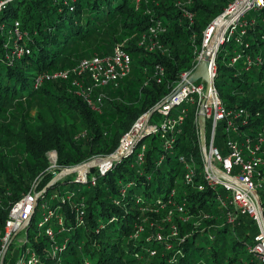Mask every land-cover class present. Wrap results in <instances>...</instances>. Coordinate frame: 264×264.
I'll return each instance as SVG.
<instances>
[{
  "label": "trees",
  "instance_id": "1",
  "mask_svg": "<svg viewBox=\"0 0 264 264\" xmlns=\"http://www.w3.org/2000/svg\"><path fill=\"white\" fill-rule=\"evenodd\" d=\"M63 1L17 0L1 16L8 24L19 21L30 54L11 63L4 58L3 42L11 28L6 26L0 33V238L11 206L33 180L42 176L43 185L53 176L47 171V152L56 151L60 167L110 153L135 120L172 90L182 72L193 68L203 30L231 0H193L189 5L186 0H67L75 5L72 12ZM183 7L193 12L192 22L183 16ZM246 18L252 22L245 38L249 45L231 39L219 45L214 86L224 106L246 109L248 123L240 133L257 138L264 135V63L245 69L243 60H231L237 51L264 52V10L248 12ZM157 20L164 29L157 35L158 46L151 51L138 46ZM116 43L130 53L131 70L118 86L109 83L95 90L104 95L98 110L74 94L71 79L45 80L35 87L39 74L75 66L92 54L109 55ZM159 118L157 112L151 117ZM223 125H217L214 145L225 154ZM207 129L208 124L206 134ZM196 132L190 107L172 153H164L160 163L162 141L150 135L140 168L132 165L131 156L98 175L94 185L69 175L58 181L54 189L72 194L53 202L60 205L65 225L63 232H55V243L67 237L68 245L55 260L49 258L52 242L37 229V209L24 243L36 252L37 264H257L247 250L257 233L254 221L238 215L234 223L227 222L213 191L197 188L202 161ZM180 156L193 161L192 185L183 181ZM77 205L85 211L80 224ZM167 218L161 225L167 235L155 238L151 224ZM14 256L7 251L4 264H12Z\"/></svg>",
  "mask_w": 264,
  "mask_h": 264
},
{
  "label": "built area",
  "instance_id": "2",
  "mask_svg": "<svg viewBox=\"0 0 264 264\" xmlns=\"http://www.w3.org/2000/svg\"><path fill=\"white\" fill-rule=\"evenodd\" d=\"M17 0H0V33L5 32L7 39L3 42L4 58L9 62L19 60L30 54V48L24 43L26 33L20 30L18 20L11 23L1 21V16L6 13L12 4ZM19 1V0H18ZM136 3L140 0H135ZM193 0H186V5ZM244 2V3H243ZM70 12L74 11L75 5L64 0ZM243 5L240 7V5ZM181 4L182 3H179ZM264 10V0H231L222 12L217 15L203 30L200 49H195V63L189 71L180 74V79L172 90L165 95L152 109L157 112L160 118L152 120V115L148 118L147 112L140 115L131 127L124 132L116 147L108 154H97L79 165L60 167L57 164V153L55 150L47 152L49 165L48 172L53 176L42 189H38V178L33 180L27 192H25L10 208L8 218L5 221L2 236L0 238V264H4L5 255L11 245L13 237L17 234L23 236V247L18 251L14 264H37L38 256L29 246H24L28 241V228L31 225L32 217L38 209L39 217L36 221L39 229L48 238L50 249L47 255L51 260L64 251L68 245V238L65 237L60 243H55V232L58 234L65 230L64 218L58 213L60 205L50 203L57 199L68 200L71 191L66 189L60 192L54 189L56 183L63 180L68 175H76L73 181L79 183L89 182L94 185L98 175H106L117 162L131 157L132 165L140 168L145 162L146 142L145 138L150 135H158L161 139L162 153L158 162L164 158V153H172L176 134L184 124L190 107H194V121L197 127V139L200 147V158L202 161V183H199L198 190L210 188L216 202L225 210L226 219L229 223H234L238 215H246L252 219L257 227V233L252 244L247 250L257 260V264H264V135L261 133L257 138H250L245 133H240L241 127L247 125V112L245 108L229 109L222 103L218 91L214 86L216 76L215 55L220 44L229 39L236 43L243 44L245 48L249 43L245 40L248 34L247 26L251 25L246 18L250 11ZM183 16L190 22L193 21V12L188 7H183ZM227 18L229 20L226 22ZM220 25L224 23L221 31L220 41L212 52V59L209 65L210 85L207 88L204 80L188 82V76L195 69L214 39ZM164 29L161 22L157 20L148 27L147 34L143 35L138 46L146 50H153L158 46L157 35ZM238 60H243L245 69L252 66H260L264 63V52L261 54H250L245 51H237L231 60V64ZM132 58L123 43H116L113 51L109 55L92 54L84 57L72 67L60 69L53 73L39 74L35 79V87H39L45 80H68L75 95L81 97L85 103L94 109H99L104 95L95 90L106 84L118 86L119 82L125 78L131 70ZM159 69L160 82L162 68ZM151 109V110H152ZM175 110V112H174ZM203 113L206 126L208 124V135L205 132V149L201 146L200 131L198 125V115ZM223 122L225 132L224 146L226 153L222 154L218 147L214 145V136L217 125ZM205 126V131H206ZM235 134V136L233 135ZM185 172L183 181L186 185H192L195 181L196 169L192 160H184ZM87 163L96 166L97 174L88 177L90 167L82 166ZM139 170V169H138ZM141 173L140 171H137ZM52 189V190H49ZM179 210L182 208L179 206ZM75 220L82 223L85 214L83 205L74 207ZM169 219V218H168ZM170 220V219H169ZM175 232L172 231V234ZM156 238L161 239L158 234ZM46 250V249H44ZM8 264V262H5Z\"/></svg>",
  "mask_w": 264,
  "mask_h": 264
},
{
  "label": "water",
  "instance_id": "3",
  "mask_svg": "<svg viewBox=\"0 0 264 264\" xmlns=\"http://www.w3.org/2000/svg\"><path fill=\"white\" fill-rule=\"evenodd\" d=\"M244 3V2H243ZM243 3L240 5V7L243 5ZM229 20V18H227L226 22ZM225 23L222 25V28L224 27ZM222 28L220 29V31H222ZM219 38V34L216 33L214 35V39L212 41V45L207 49L204 58L202 60L199 61V63L197 64V66L195 67V69L190 73V75L187 78V81L184 82V84L188 83V82H195L196 80L202 79L205 81L206 83V87L208 88L210 85V76H209V65L211 63V59H212V52L214 50V48L217 45V40ZM153 109L150 110L147 113L148 118L152 115L153 113ZM198 125H199V131H200V138H201V146L203 149H205V126H206V121H205V116L203 113H199L198 115ZM84 167H90L89 164L85 163L82 168Z\"/></svg>",
  "mask_w": 264,
  "mask_h": 264
},
{
  "label": "rangeland",
  "instance_id": "4",
  "mask_svg": "<svg viewBox=\"0 0 264 264\" xmlns=\"http://www.w3.org/2000/svg\"><path fill=\"white\" fill-rule=\"evenodd\" d=\"M259 11H254V10H252V11H250L249 12V15H256V13H258ZM11 19H13V18H11L10 17V22L12 21ZM174 112H175V110H174ZM157 119V118H156ZM208 130V129H207ZM209 131V130H208ZM208 131H207V135H208ZM150 139H151V136H148L147 138H146V141H150ZM221 138H220V136H218V138H217V142H218V144H220L221 143ZM85 161H87V160H85ZM85 161H83V162H85ZM83 162H81V163H78V164H76V165H79V164H82ZM53 172V171H52ZM51 172V173H52ZM53 174V173H52ZM97 174V169H96V166H92V167H90V171H89V174H87V176L88 177H92V176H95ZM69 176H72L73 178L74 177H76V175H69ZM41 179H42V176H39V178H38V181L40 180L41 181ZM40 181H39V183L37 184V187L36 188H38L39 190L40 189H42L46 184H40ZM166 185L165 186H167L168 185V182L166 181V183H165ZM65 187H69V183H65ZM50 190H52V189H50ZM50 203H53V200H50ZM39 216H37V218H38ZM169 222L170 220L167 218L165 221L162 219L161 221H159L158 223L159 224H157V221H155L154 223H152L151 225L153 226V227H155V229H156V233L154 234L155 235V238H156V236L158 235V234H160L161 236H162V238L164 237V235H167L164 231H163V229L161 228V225H164V223L165 222ZM142 229V227H140L139 228V230H141ZM169 229H170V226H169ZM172 234V233H171ZM23 236H22V234H17V235H15L14 237H13V240H12V242H11V245H10V247H9V249L7 250V251H9V254H13V256L15 255L14 254V252L15 251H18V250H21V248L23 247ZM203 244L204 245H207L208 243L206 242V241H204L203 242ZM16 256H17V254H16ZM15 257V256H14ZM17 258H14V260H16ZM14 260H13V262H14ZM12 264H14V263H12Z\"/></svg>",
  "mask_w": 264,
  "mask_h": 264
},
{
  "label": "bare ground",
  "instance_id": "5",
  "mask_svg": "<svg viewBox=\"0 0 264 264\" xmlns=\"http://www.w3.org/2000/svg\"><path fill=\"white\" fill-rule=\"evenodd\" d=\"M222 28V26L220 25V22H219V27H218V31L216 32V33H218L219 34V38H218V40H217V43L220 41V38H221V36H220V34H221V31H220V29ZM208 47H210V44H209V46Z\"/></svg>",
  "mask_w": 264,
  "mask_h": 264
}]
</instances>
